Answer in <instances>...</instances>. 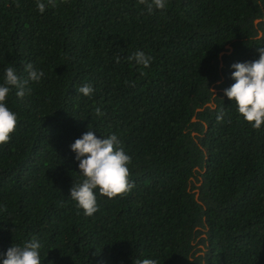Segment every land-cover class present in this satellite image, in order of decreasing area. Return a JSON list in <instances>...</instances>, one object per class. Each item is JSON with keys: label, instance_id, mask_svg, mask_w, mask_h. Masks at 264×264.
I'll return each mask as SVG.
<instances>
[{"label": "trees", "instance_id": "obj_1", "mask_svg": "<svg viewBox=\"0 0 264 264\" xmlns=\"http://www.w3.org/2000/svg\"><path fill=\"white\" fill-rule=\"evenodd\" d=\"M43 2L41 14L0 0V84L8 66L21 81L29 63L44 73L6 101L18 124L0 145V264L33 238L41 264H264V126L224 91L233 64L260 58L264 0H167L151 14L138 0ZM138 50L150 67L127 60ZM90 127L117 136L135 187L95 190L87 217L70 199L84 179L71 145Z\"/></svg>", "mask_w": 264, "mask_h": 264}, {"label": "clouds", "instance_id": "obj_2", "mask_svg": "<svg viewBox=\"0 0 264 264\" xmlns=\"http://www.w3.org/2000/svg\"><path fill=\"white\" fill-rule=\"evenodd\" d=\"M36 2L39 12L43 14L46 4L43 0ZM47 3L56 6L55 0H47ZM138 4L144 5L151 14L154 9H166L167 0H151V2L138 0ZM258 51L259 60L232 65L234 69L232 78L236 82L224 90L225 95L235 102L239 114L257 130L264 126V47L258 48ZM115 59L119 63L121 57L117 56ZM127 60L135 61L144 68L150 67L152 62L150 56L139 50L128 56ZM25 70L28 72V79L21 81L15 67L8 66L5 69L4 81L0 84V145L10 141L18 124L17 115L6 106L11 88H17L16 95L23 98L26 93L31 92L27 87L29 81L39 82L44 76L43 71L35 70L31 63L27 64ZM125 83L129 82L125 81ZM93 91L92 85L87 83L77 89L79 94L86 97L91 96ZM211 91L214 93L213 90ZM95 113L102 115L100 108H96ZM71 149L76 153L80 174L84 179L80 183L74 182L70 190V199L77 203L85 216L91 217L99 211L95 190L98 189L102 196L116 198L130 193L135 187L134 182L130 180L131 157L120 146L115 134L99 139L90 127L89 131L71 145ZM40 248L41 244L35 238L23 246L13 244L7 250L3 264H41ZM135 264H158V261L148 258L137 259Z\"/></svg>", "mask_w": 264, "mask_h": 264}, {"label": "water", "instance_id": "obj_3", "mask_svg": "<svg viewBox=\"0 0 264 264\" xmlns=\"http://www.w3.org/2000/svg\"><path fill=\"white\" fill-rule=\"evenodd\" d=\"M256 22H257V21H256ZM225 48L228 50V52H226V54H230L231 51H232V47H231L230 45H227ZM224 53H225V52H221V53H220V55H219V58H220V59H221L222 55H224ZM220 67H222V61H221V60H220ZM214 93H215V91H214ZM210 105H211V103L207 104V106H210ZM205 106H206V105H205ZM201 110H203V108H201V109H197V111H201ZM193 120H195V119H193Z\"/></svg>", "mask_w": 264, "mask_h": 264}]
</instances>
